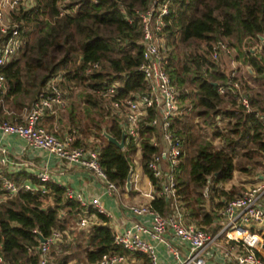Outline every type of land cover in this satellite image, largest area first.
I'll return each instance as SVG.
<instances>
[{
    "label": "trees",
    "instance_id": "trees-1",
    "mask_svg": "<svg viewBox=\"0 0 264 264\" xmlns=\"http://www.w3.org/2000/svg\"><path fill=\"white\" fill-rule=\"evenodd\" d=\"M150 2L32 0L29 5L21 4L11 12L10 19L19 26L22 44L16 56L0 67L7 82L0 101V121L8 120L7 114L2 113L3 105L10 103L16 112L30 107L53 77L61 78L60 86L67 95H74L72 86H83L84 90L76 93L79 100H72L69 108L75 124L70 132L81 131L86 140L79 138L74 144L97 147L108 178L125 188L131 161L103 133L102 124L109 116L106 132L119 139L120 118L97 90L115 79L120 81L118 96L145 90L146 82L138 68L143 60V44L137 12ZM11 29L12 26L0 32V43ZM162 33L167 54L164 66L178 89L182 108L172 123L182 144L181 161L176 168L177 191L187 220L209 225L218 219L225 201L233 196L214 184L230 178L234 169L249 172L254 164H261L257 157H264V126L256 115L264 113V0H170ZM184 47L190 52L180 63L177 50ZM229 48L235 49L234 59L248 65L249 77L263 88L225 71L211 57L214 51L218 55L223 49L229 52ZM93 62L100 68L87 73ZM220 86L225 92L219 91ZM241 95L247 96L249 111L239 102ZM75 103L81 108L74 109ZM192 111L202 118V126H209L212 134L221 138V146L215 147L194 129L189 120ZM154 114L149 109L141 121V163L152 183L157 184L147 168L151 154L159 151L151 141V132L156 130L150 124ZM225 117L228 120L222 123ZM90 134L93 138L88 137ZM128 143L131 149L135 148L131 139ZM211 183L216 195L210 196L207 189ZM44 185L48 189L45 193L21 188L0 201V255L4 264H38L39 253L34 248L39 239L33 230L47 238L54 229L74 224L77 213L83 211L77 200L63 197V186L52 182ZM49 195L53 196L52 205L44 204ZM208 197L210 209L206 207ZM148 204L161 213L170 210L169 201L160 196ZM98 216L107 220L102 213ZM76 232L74 244L82 245L81 250L73 249L71 242H58L51 253L55 247H70L58 254L53 252L50 264H96L106 251L125 252L114 242L107 222L93 223ZM135 253L143 256V264H151L145 254Z\"/></svg>",
    "mask_w": 264,
    "mask_h": 264
},
{
    "label": "built area",
    "instance_id": "built-area-1",
    "mask_svg": "<svg viewBox=\"0 0 264 264\" xmlns=\"http://www.w3.org/2000/svg\"><path fill=\"white\" fill-rule=\"evenodd\" d=\"M32 0H0V32H6L11 26L9 35L0 43V67L16 56L22 44L19 26L11 23L10 14L21 4L29 5ZM170 0H151L148 7L139 10L137 16L142 28L141 42L143 44V60L138 68L144 76L146 88L144 91L130 92L118 96L119 80L115 79L97 92L101 94L108 105L121 118L124 130V143L120 149L129 157L131 165L136 162V153L141 149V121L149 109L154 110L150 124L160 125L162 139L167 143L164 151L153 152L147 161V168L157 180V191L150 194L165 198L170 203V210L161 213L148 203L130 204L128 209L133 214H151V224L135 221L131 226L113 230L114 242L124 250L145 254L151 264H161L157 245L164 243L175 264H222L214 260L218 250L223 257L238 264H264V259L258 252L264 248V179L246 186L243 190L227 199L219 212L218 227L211 230L186 221L177 191V166L181 161V139L173 131L172 120L182 112L178 102V89L171 76L165 69L167 58L166 43L162 33L169 12ZM221 47H225L222 44ZM216 51L213 56L216 57ZM100 65L93 62L88 65L86 72L99 69ZM61 78L53 77L42 89L30 107L25 108L22 121H0V130L4 133H15L24 138L31 146L54 153L60 160L76 162L103 181V191L114 194L118 190L115 182L110 180L99 160L97 147L91 145H75V132H69L65 137H58L51 129L43 126L40 120L47 110L64 108L68 101L65 90L60 86ZM7 90V82L0 72V101ZM223 86L219 91L225 92ZM239 102L245 109H251L247 96L241 95ZM256 115L264 126V113ZM134 142V153L128 143ZM153 144L157 140L151 137ZM7 149L0 145V165H6ZM166 160V166L162 161ZM39 181L37 185L18 182L4 175L0 171V201L12 196L21 188L37 190L42 193L48 191L44 183L51 179L49 172L39 170L35 173ZM68 197H75L81 206L91 205L95 212L110 215L105 208L101 196L96 194L90 198L74 193L70 188L65 189ZM92 219L81 216L78 226L86 227ZM96 221V219H95ZM37 233L39 243L34 248L39 253L38 264H50L53 255L51 248L68 236L67 229H54L52 234L44 238ZM170 235L176 241L167 238ZM44 238L42 240L41 238ZM31 249V248H30ZM133 258L129 253L109 250L101 255L96 264H131ZM0 264H4L0 255Z\"/></svg>",
    "mask_w": 264,
    "mask_h": 264
},
{
    "label": "crops",
    "instance_id": "crops-1",
    "mask_svg": "<svg viewBox=\"0 0 264 264\" xmlns=\"http://www.w3.org/2000/svg\"><path fill=\"white\" fill-rule=\"evenodd\" d=\"M244 65L247 67L248 69L247 71L251 72V68L246 64ZM67 96H68V101L64 108L47 110L43 114L40 120V123L43 126L51 129L60 138L65 137L70 132V129L73 128V125H75L72 122L69 108L71 106V101L73 99L77 101L79 100V98L76 99V94L69 95L68 93ZM178 102L179 104L181 103L179 99ZM10 108H11L10 103H6L5 105H3L2 108V113L7 114V119L10 121H22L26 107L19 112H16L15 110L13 111V109ZM73 108L80 109L81 106L76 105L75 103L73 105ZM113 112L115 111L113 110ZM194 116H196V118L198 117L197 115ZM227 120L228 117H225L222 120V123H225V121ZM155 128L156 130L151 132L153 135L151 137H154L157 140L156 146H158L159 151L162 152L167 149V143L162 139L160 125H155ZM106 130H104L103 133L107 136L109 133L106 132ZM198 131L206 139L211 141V143L214 146H215V142H217L218 145L216 144L215 147H219L221 146V144H223L219 136H215L212 134V130L209 126L207 125L200 126ZM73 132L77 134L76 139L81 138L86 140L85 138L86 136H84L81 133V131L76 130ZM91 134L88 136L89 138H93ZM122 134H124L123 128H122ZM211 137L212 139H210ZM0 145L4 146L7 149L6 158L8 159V163L6 165H0V171L4 175L12 179H15L18 182H27L35 186L39 184V182L36 181L37 179L35 177V173L39 170H46L47 172H49L51 176V179L47 182L56 183L58 185L63 186L65 189L70 188L74 193L78 192L86 198H90L96 194H99L101 196V200L105 208L110 213V215L108 216L103 214L104 216L107 217V220H102L101 217L98 216V212H95V209L91 205L87 207L82 206L83 211L77 213V217L75 218V223L71 224L68 228H66L68 230V236H65V240L67 239L71 240L70 245L76 242L77 238L72 235V232L74 233L76 227L79 229L85 228L78 226V220L83 215L88 216L92 219V221L89 222L87 226L93 223L107 222L112 231L116 229H123L129 227L135 221H139L148 225L151 224V220H152L151 214H133L128 209V206L130 204L149 203L151 200L150 194H153L157 191V189L155 188L157 187V185L152 183L149 175L145 172L143 165L141 163L142 149H140L141 154H138V152L136 153L137 162L133 166L131 165V167H133V171L131 174V181H132L131 188L128 190L126 189V186L125 188L118 187L117 192H115L114 194H108L105 191H103V181L100 178L96 177L94 174H92L90 170H88L84 166L76 162H68L66 160H60L54 153H51L41 148L31 146L24 138L18 136L15 133H4L2 130H0ZM135 150L136 147L132 149V152L134 153ZM162 165L166 166V160L163 159ZM241 172L242 173L240 175V178L243 179L241 180L243 189L248 185L254 184L264 179V171L255 170L251 173V175L249 172H245V171H241ZM236 173H238V171L237 169H234L232 172V176L235 175ZM244 175L247 177V180H245L246 178L244 177ZM231 177L228 179H231ZM208 180H211L210 176H208ZM241 190H239L238 192H240ZM63 197L64 198L68 197L65 194V192ZM209 197L206 200L207 209H210L211 206V199ZM72 198L77 200L74 196ZM213 198L215 199V197ZM178 199L186 221L198 225L195 222L187 220V216L185 215V212L183 210L179 195H178ZM44 204L46 205L54 204L53 196L49 195L45 199ZM90 208L91 211H89ZM219 218L220 217H218V219H214L213 221H211L209 225H199V226H204L211 230H215L218 227ZM262 228H264V224ZM167 238H169L170 240L172 239V241H176L170 235H167ZM62 242H66V241H62ZM124 251H125L124 253H129V256L133 258L134 261L131 264H143L142 255L137 253H131L126 250ZM157 251L159 258L161 260V264H175L172 256L168 253L164 243H160L157 245ZM258 254L264 259V248L261 249L258 252ZM213 258L215 261L222 264H238L233 260H229L223 257L218 250L215 252Z\"/></svg>",
    "mask_w": 264,
    "mask_h": 264
},
{
    "label": "rangeland",
    "instance_id": "rangeland-1",
    "mask_svg": "<svg viewBox=\"0 0 264 264\" xmlns=\"http://www.w3.org/2000/svg\"><path fill=\"white\" fill-rule=\"evenodd\" d=\"M11 17V16H10ZM260 49V48H259ZM229 52L227 51H225L224 49L223 50H220L219 51V54L218 55H216V57L215 56H212V53H211V57L215 60V61H217L218 62V64H219V66L222 68V69H224L225 71H227V72H231V74L232 75H235V76H239V77H242L244 80H246L251 86H255L256 88H259V89H261V88H263V87H261L259 84H256L250 77H249V75H248V69H247V67L242 63V61H241V59H234V57H235V55H236V51H235V49H233V48H229ZM192 51V50H191ZM177 52H178V56H177V61L178 62H180V63H182L183 62V60H185L186 59V57L189 55V52H190V50L188 49V48H178V50H177ZM179 63V64H180ZM238 64H240V65H238ZM72 90L73 91H75V93L74 94H76V93H81L82 92V90H84V88H83V86H81V85H74V86H72ZM74 100V99H73ZM194 112L192 111V112H190V114H189V120H191V122L193 123V126H194V129L195 130H199V128H200V126H202V124H203V121H202V118H199V117H197L196 118V116H194V114H193ZM109 122H110V117L109 116H106V118H105V120H104V122L102 123L103 124V128H104V130H106L107 129V126H108V124H109ZM210 139H212V137L210 138ZM216 144H217V142H215V146H216ZM218 145V144H217ZM241 150H242V148L240 149V152H239V154L241 153ZM238 154V155H239ZM259 160H260V162H261V164H254L253 165V167L251 168V171L249 172L250 173V175H251V173L253 172V171H255V170H257V171H264L263 169H264V157L263 156H259V157H257ZM237 171H238V173H236L235 175H233L232 177H231V179H228V180H226V181H224V182H220V183H218V184H214V185H216V186H218V188H220V189H224V190H226V191H229V192H231V194L232 195H235L239 190H241V189H243V185L241 184V180H243V179H241L240 178V175H241V170H239V169H237ZM244 177L246 178L245 180H247V177L244 175ZM213 186H212V183L211 184H209V189H207V192H209V194H210V196L211 195H216V193H214L213 191H214V189L212 188ZM211 199V198H210ZM213 200L215 201V200H218V197H215V199L213 198ZM77 230H79V228H77L76 227V230L74 231V233L72 232V235L74 236V234H76L77 232ZM71 242V240H69V239H67L66 240V242H64V243H66V244H69ZM79 242V241H78ZM81 242V241H80ZM70 247V245L69 246H66V247H63L64 248V250H66V249H68ZM72 247H73V249H75V250H81V248H82V245L81 246H76L74 243L72 244ZM62 248V249H63ZM61 249V250H62ZM61 250H59L57 247H55L54 248V250H53V252H55V254H58ZM53 252H52V254H53Z\"/></svg>",
    "mask_w": 264,
    "mask_h": 264
},
{
    "label": "water",
    "instance_id": "water-1",
    "mask_svg": "<svg viewBox=\"0 0 264 264\" xmlns=\"http://www.w3.org/2000/svg\"><path fill=\"white\" fill-rule=\"evenodd\" d=\"M107 136H108V139L110 141H112L113 143H115L118 148H120L123 145V143H124V137H125L124 134L121 135L120 139H118V138H116V137H114L112 135H109V134ZM132 171H133V167H130L128 175H127V179H126V184H125L126 189H128V190L131 188V183H132L131 174H132ZM262 223H264V219H263ZM41 239L44 240L43 237ZM263 246H264V244H263Z\"/></svg>",
    "mask_w": 264,
    "mask_h": 264
}]
</instances>
